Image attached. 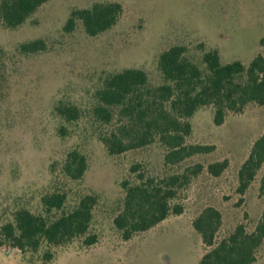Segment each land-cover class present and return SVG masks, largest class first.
Here are the masks:
<instances>
[{
	"label": "rangeland",
	"instance_id": "rangeland-1",
	"mask_svg": "<svg viewBox=\"0 0 264 264\" xmlns=\"http://www.w3.org/2000/svg\"><path fill=\"white\" fill-rule=\"evenodd\" d=\"M97 1L122 4L115 26L98 36H89L81 24L66 31L73 9ZM262 37L264 0H50L18 28L0 27V225L17 206L40 210L41 198L54 181L52 169L68 151L79 148L87 156L88 169L81 180L66 181V208L81 196L96 195L91 230L99 241L58 247L51 264H198L205 246L193 220L207 205L222 212V234L241 223L255 230L264 221V195L259 193L264 163L245 194L239 192V169L264 132V107L251 104L220 126L214 124L212 108L199 110L188 141L213 145L214 150L184 164L204 165L182 193L185 212L171 214L125 241L113 224L124 196L122 183L132 178L131 167L137 162L163 174L161 150L153 146L111 156L95 127L88 121L64 123L54 106L59 99L91 104L101 79L128 67L144 69L152 83L160 82L158 57L175 44L188 46L192 53L203 43L218 48L224 62L248 63L256 54L264 55ZM35 39L45 41V51L19 53L20 43ZM61 124L69 129L64 138L58 132ZM219 161H227L226 170L219 176L208 173V164ZM27 258L9 244L0 245V264H30ZM33 264L43 263L37 256ZM254 264H264V240Z\"/></svg>",
	"mask_w": 264,
	"mask_h": 264
},
{
	"label": "trees",
	"instance_id": "trees-1",
	"mask_svg": "<svg viewBox=\"0 0 264 264\" xmlns=\"http://www.w3.org/2000/svg\"><path fill=\"white\" fill-rule=\"evenodd\" d=\"M50 0H0V27L16 29ZM122 4L97 1L88 7L71 11L65 29L72 31L81 24L89 36H98L115 26L122 15ZM264 47V37L260 39ZM42 39L19 44L22 55L45 51ZM4 49L0 47V56ZM161 81L152 83L141 68L128 67L107 74L101 79L91 104L59 99L54 113L66 124L88 121L99 141L111 156L145 151L153 146L161 150L163 174L141 162L131 167L132 178L122 183L124 196L113 218L116 230L125 241L144 233L186 210L184 189L204 171V165L185 162L214 150L213 145L190 143L193 117L202 108H212L213 121L222 125L230 115L239 114L255 104L264 107V55L256 54L248 63L242 60L224 62L218 48L200 43L191 50L175 44L158 57ZM3 127L0 119V130ZM60 137L69 134L61 124ZM264 163V132L255 140L247 160L239 169V192L245 194L256 180ZM228 167L227 161L210 163L207 171L219 176ZM175 168H183L174 171ZM88 169L87 156L79 148L68 151L56 169L51 191L41 198L40 210L17 206L2 219L0 245L9 244L28 255L33 264L39 257L51 264L56 248L67 247L77 240L85 246L99 241L91 230L98 197L86 194L67 209L69 197L66 181H79ZM57 170V171H56ZM65 180V183L63 182ZM264 195V176L259 182ZM222 212L212 206L203 207L193 220L205 250L198 264H254L264 240V221L253 231L241 223L222 234Z\"/></svg>",
	"mask_w": 264,
	"mask_h": 264
}]
</instances>
